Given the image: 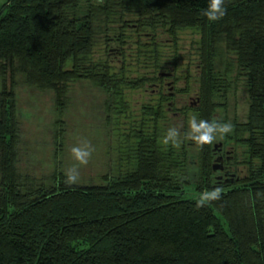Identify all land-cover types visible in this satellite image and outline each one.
Returning <instances> with one entry per match:
<instances>
[{"label":"trees","instance_id":"trees-1","mask_svg":"<svg viewBox=\"0 0 264 264\" xmlns=\"http://www.w3.org/2000/svg\"><path fill=\"white\" fill-rule=\"evenodd\" d=\"M207 3L3 0L0 264H264V0H226V15L217 22L203 15ZM126 28L137 33L131 38L139 50L150 49L155 56L153 68H159L155 36L160 30L174 43L180 29L199 31L196 104L182 107L180 114L192 111L198 120L212 121L237 81L243 80L247 118L234 121L233 136L226 135L245 148L243 176L237 174L235 155L224 157L225 141L202 148L194 144V161L185 140L178 149L161 144L166 113L177 111L165 107L173 99L161 91L140 106L138 120L98 181L65 183L59 161L61 119L54 123L51 176L45 182L21 176L18 75L28 86L52 91L61 113L70 83L91 82L106 93L103 110L109 125L121 117L133 118L126 90L141 89L170 74L129 78L123 66L115 70L106 60L89 59L100 39L116 42L122 54L129 37ZM143 33L152 41L141 40ZM187 130L183 126L181 138ZM220 146L222 161L216 158ZM220 163L223 173L214 169ZM188 187L196 196H188ZM217 187L221 198L197 208L200 194Z\"/></svg>","mask_w":264,"mask_h":264},{"label":"rangeland","instance_id":"rangeland-1","mask_svg":"<svg viewBox=\"0 0 264 264\" xmlns=\"http://www.w3.org/2000/svg\"><path fill=\"white\" fill-rule=\"evenodd\" d=\"M2 2L3 0H0V4ZM116 26V23L112 24L113 32ZM125 32L129 37L127 38V48L122 54L118 52L116 42L106 44L104 40L100 39L89 59L92 61L106 60L115 70L123 66L129 78L141 75L154 77L162 71H171L173 72L172 77L165 81L168 85L163 83V79L160 82L156 81L160 83V91L163 94H168L173 79L175 81L173 101L177 108L189 106L191 101L196 100L199 87L197 47L200 34L198 30L180 29L177 32L176 43L169 38L166 32L160 30L155 36L158 45L159 68L151 67L155 56L149 54L150 49L139 50L137 47L134 39L137 33H134L131 28H126ZM148 36L147 33L141 34V40L152 41ZM16 80L15 92L19 120L18 171L23 177L27 176L30 179L34 178L43 182L47 181L55 167L53 134L54 123L57 119H61L64 128L62 154L59 157L61 170L65 174V171L75 163L70 149L80 144L82 140H87L94 148V152L89 164L80 167L79 182H95L114 161L116 150L125 141L124 134L128 133L129 127L134 125V121L139 118L140 106L154 100L157 94L154 83L147 84L138 90H126V99L129 102L133 120L121 117V120H117L118 122L107 125L103 110L106 93L87 80L70 83L68 104L62 113L55 107L52 91L26 85L22 75H18ZM164 104L166 107L167 102ZM248 104L244 82L238 80L235 89L228 95L226 104L216 109L214 119L231 124L234 121L244 122L247 118ZM192 115H194L193 112L188 111L185 114L173 116L168 111L162 124L163 133L166 134L170 127H177L179 131L185 125L188 127V120ZM227 136L232 137V132ZM220 141L227 143L225 148L228 156L235 155L237 174L243 176L246 172L243 164L245 148L236 144L233 139H227L226 135L223 139L218 136L214 143L218 144ZM185 143L189 149V155L192 157L194 143L188 140H185ZM191 157V161H194L195 157ZM188 180H194V175L189 176ZM186 193L188 196H196L193 189L189 187L186 189Z\"/></svg>","mask_w":264,"mask_h":264},{"label":"clouds","instance_id":"clouds-1","mask_svg":"<svg viewBox=\"0 0 264 264\" xmlns=\"http://www.w3.org/2000/svg\"><path fill=\"white\" fill-rule=\"evenodd\" d=\"M97 4L102 5L104 0H96ZM226 0H208L207 7L203 10V15L210 22H217L226 15ZM234 126L230 122H220L215 119L208 121L197 119L195 115L190 116L188 120V130L181 138V132L177 127H170L162 140V145H171L174 148H180L184 140L192 141L198 147L211 145L219 136L223 137L230 134ZM94 148L87 140H82L80 144L70 149L71 156L75 163L65 171V183L75 184L80 180V167L87 166L90 162ZM222 189L217 187L211 191H204L196 200V207L200 208L207 203L221 198Z\"/></svg>","mask_w":264,"mask_h":264},{"label":"flooded vegetation","instance_id":"flooded-vegetation-1","mask_svg":"<svg viewBox=\"0 0 264 264\" xmlns=\"http://www.w3.org/2000/svg\"><path fill=\"white\" fill-rule=\"evenodd\" d=\"M168 73H170V74H168V75H164V76H162L161 75V77H162V79H163V83L165 84L166 82V80H168L170 77H172V74H173V72H168ZM159 81V80H158ZM160 82V81H159ZM174 83H175V81L172 79V81H171V84H170V91H169V93H168V96L169 97H172V99L174 98V92H173V89H174ZM167 85H168V83H166ZM154 85L156 86V93H159V91H160V89H159V86H160V83H158V82H156V83H154ZM197 99V98H196ZM191 104H190V106L192 105V106H194L195 104H196V100L194 101H191L190 102ZM167 109L168 110H170L171 111V109L173 108H175L177 111H175V112H172L171 111V113L173 114V115H175V116H179L180 115V109H181V107L180 108H177V106H176V103L174 102V101H168V103H167ZM174 105V106H173ZM221 146L219 147V148H217V153H219V155L218 156H216V158H217V160L219 161H222V151H221ZM223 153H225L224 154V157H229L228 156V154H227V151L225 150V152H223ZM215 167H216V170H218V171H221L222 173H223V166L221 165V163L220 164H215ZM219 167V168H218ZM221 176V175H220Z\"/></svg>","mask_w":264,"mask_h":264},{"label":"water","instance_id":"water-1","mask_svg":"<svg viewBox=\"0 0 264 264\" xmlns=\"http://www.w3.org/2000/svg\"><path fill=\"white\" fill-rule=\"evenodd\" d=\"M214 169H216L215 165H214Z\"/></svg>","mask_w":264,"mask_h":264}]
</instances>
